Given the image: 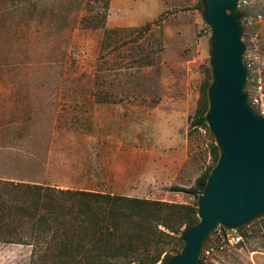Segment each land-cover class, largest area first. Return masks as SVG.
Returning a JSON list of instances; mask_svg holds the SVG:
<instances>
[{"label": "rangeland", "instance_id": "374dc122", "mask_svg": "<svg viewBox=\"0 0 264 264\" xmlns=\"http://www.w3.org/2000/svg\"><path fill=\"white\" fill-rule=\"evenodd\" d=\"M247 1L239 6L246 91L264 101V0ZM198 2L0 0V181L193 206L197 199L171 188L193 187L216 163L212 135L190 128L211 75ZM53 204L49 216L64 229L48 245L27 244L32 221H0V264H98L110 248L180 249L127 217L113 238L92 243L105 206L70 197ZM3 227L26 243L4 242L12 237ZM237 232L235 246L212 232L202 264H264V216Z\"/></svg>", "mask_w": 264, "mask_h": 264}, {"label": "water", "instance_id": "95a60500", "mask_svg": "<svg viewBox=\"0 0 264 264\" xmlns=\"http://www.w3.org/2000/svg\"><path fill=\"white\" fill-rule=\"evenodd\" d=\"M200 5L211 45L204 120L218 157L196 200L198 221L184 229L183 248L165 264H200L203 245L218 227L238 230L264 216V115L246 91L242 12L238 0Z\"/></svg>", "mask_w": 264, "mask_h": 264}, {"label": "trees", "instance_id": "16d2710c", "mask_svg": "<svg viewBox=\"0 0 264 264\" xmlns=\"http://www.w3.org/2000/svg\"><path fill=\"white\" fill-rule=\"evenodd\" d=\"M200 8V0L197 4ZM242 25L245 20V12L242 10ZM150 24H146L145 27H149ZM112 33L114 30H107ZM209 71V70H208ZM248 85H250V72L248 70ZM211 81V75L208 73V78L200 86V99L198 103V109L196 111L195 119L191 122L190 128H204L208 131L204 114L207 109V87ZM190 134V132H189ZM214 142V141H213ZM212 142L210 147V154L212 155L213 162H216L218 157V149ZM212 167H209L205 172L199 176L195 185L190 188L186 187H172V191L186 193L195 199H197L202 192L206 178ZM79 198L100 202L105 206V210L102 209L99 212L101 216V226L91 231L90 239L92 243L113 238L119 231L121 218L127 217V219H141L146 222L145 231L147 237L155 238H171L177 239L180 249L174 252L177 254L183 248L182 234L184 229L197 223L196 202L193 206L169 204L157 201H151L139 198H129L123 196L107 195L88 191H74V190H62L54 189L50 187H42L39 185H28L13 182H1L0 181V221H8L11 217L18 219L19 217L24 220L32 221L30 230L28 245L33 243H45L48 245L50 241H55L62 229H64L55 217H50L54 208V200H61L66 198ZM87 206V205H86ZM171 210L169 216H157L154 214L157 211ZM79 216L87 214L84 211L77 212ZM94 213V212H92ZM103 213V216H102ZM94 214H92L93 216ZM95 221V215L93 217ZM98 221V220H97ZM95 225V224H94ZM6 226H10L6 224ZM159 226H162L164 230H159ZM6 237L9 240L4 241L8 243L25 244L26 239L21 234H12L10 229L3 227ZM93 229V227H92ZM175 235V236H173ZM47 248V247H45ZM123 248V247H122ZM122 248H110L108 253H103L99 256L98 264H165L167 259L172 255L164 254V250H158L160 246L155 245V253L145 254L138 253L136 251H123ZM106 249H104L105 251ZM173 254V255H174ZM202 254L199 257V263L202 264ZM80 263V262H79Z\"/></svg>", "mask_w": 264, "mask_h": 264}, {"label": "built area", "instance_id": "2783aa9c", "mask_svg": "<svg viewBox=\"0 0 264 264\" xmlns=\"http://www.w3.org/2000/svg\"><path fill=\"white\" fill-rule=\"evenodd\" d=\"M247 3H248L247 0H238L239 6H246ZM258 83H260V81H258ZM257 89L259 93L261 87L258 86ZM249 101L251 105L255 108V110H257L260 114L264 115V101L261 93H259L257 97H251ZM215 232L217 233L219 238H221V241L222 243H224V245L235 246L242 240V237L240 234H238L237 230H225V229L217 228ZM204 254L208 255L209 250H203L202 255Z\"/></svg>", "mask_w": 264, "mask_h": 264}, {"label": "crops", "instance_id": "0c3cea01", "mask_svg": "<svg viewBox=\"0 0 264 264\" xmlns=\"http://www.w3.org/2000/svg\"><path fill=\"white\" fill-rule=\"evenodd\" d=\"M161 167V166H160Z\"/></svg>", "mask_w": 264, "mask_h": 264}]
</instances>
